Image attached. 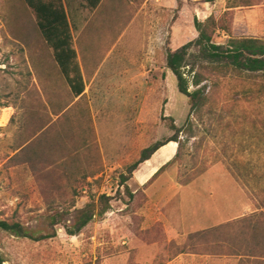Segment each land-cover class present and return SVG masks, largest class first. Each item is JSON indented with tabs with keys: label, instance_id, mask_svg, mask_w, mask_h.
<instances>
[{
	"label": "rangeland",
	"instance_id": "374dc122",
	"mask_svg": "<svg viewBox=\"0 0 264 264\" xmlns=\"http://www.w3.org/2000/svg\"><path fill=\"white\" fill-rule=\"evenodd\" d=\"M248 1L67 10L86 84L74 99L34 16L22 0H0V220L35 229L52 211L113 198L79 236L62 226L44 242L0 233L6 264H257L228 255L221 233L191 237L253 215L264 228V77L213 65L192 48L185 74L191 92L199 74L206 99L191 112L167 68L168 54L198 37L195 19H215L217 45L264 42V0ZM172 124L182 128L181 149L170 143L140 165L131 198L120 176L144 149L174 137ZM242 231L232 227L227 240L248 241Z\"/></svg>",
	"mask_w": 264,
	"mask_h": 264
},
{
	"label": "trees",
	"instance_id": "16d2710c",
	"mask_svg": "<svg viewBox=\"0 0 264 264\" xmlns=\"http://www.w3.org/2000/svg\"><path fill=\"white\" fill-rule=\"evenodd\" d=\"M22 2L34 16L37 29L48 48L52 50L55 63L65 78L73 98L83 97L86 84L74 48L72 25L64 0H22ZM100 2L101 0H93L90 9L95 10ZM249 2L245 0L242 4L247 5ZM236 6H238V3L234 2L232 7ZM216 26L217 23L214 18H209L204 22L195 19L194 27L198 37L179 50L170 52L167 56V68L176 77L180 94L189 99L191 112L200 109L206 99L204 88L200 87L202 80L199 74L195 73L193 75L191 82L195 90L192 92L190 91V81L185 74L186 68L191 65V59L194 58L190 53L192 48H197L201 58L213 65L224 64L238 71L259 73L264 77V42L253 38H241L231 39L227 46L217 45L213 41ZM189 73L192 76L194 71L192 70ZM171 127L176 131L174 137L165 142H157L144 149L140 159L128 167L127 174L120 176V186L128 191L131 198L134 197V194L129 191L128 182L140 165L150 161L161 148L170 143L178 144V149H181L182 143L179 140V134L182 132V128L176 127L175 124H172ZM178 156L179 152L176 158ZM169 164L159 170L155 177L163 172ZM112 201L113 198L101 195L97 201L93 198L83 208L75 209L73 212L71 210L52 211L43 216L35 229L15 219L0 220V233H5L17 239L44 242L56 238L58 235L57 229L62 226L68 236H79L96 218L103 219L112 210ZM262 204L264 205V200ZM257 220V215H253L234 224L223 225L204 233H197L191 238L201 237L208 240L221 233V238L226 242L224 247L229 253L228 255L254 258L255 261H259H257V264H264V228L261 230V226H257L258 221H260ZM234 226L242 228L243 234L248 233L246 234L248 241L245 240L235 244L227 240L229 237L227 231ZM6 262L0 243V264H6Z\"/></svg>",
	"mask_w": 264,
	"mask_h": 264
},
{
	"label": "crops",
	"instance_id": "0c3cea01",
	"mask_svg": "<svg viewBox=\"0 0 264 264\" xmlns=\"http://www.w3.org/2000/svg\"><path fill=\"white\" fill-rule=\"evenodd\" d=\"M91 2H93V0H64L65 6L67 10H71L73 12H80L83 10H87L89 8H91ZM118 2L119 0H101L99 6L96 8V10L100 9L101 7H110V8H117L118 9ZM76 13L74 14L75 20H76V25L79 27L81 26V18L79 17H75ZM106 24H108V21L106 22ZM98 25H105V23H101ZM97 26V25H96Z\"/></svg>",
	"mask_w": 264,
	"mask_h": 264
}]
</instances>
